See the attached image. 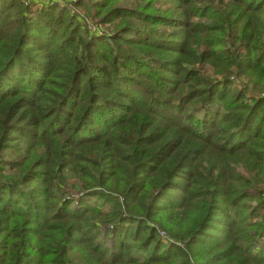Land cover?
<instances>
[{"label":"trees","instance_id":"16d2710c","mask_svg":"<svg viewBox=\"0 0 264 264\" xmlns=\"http://www.w3.org/2000/svg\"><path fill=\"white\" fill-rule=\"evenodd\" d=\"M65 2L0 0V264H264V0Z\"/></svg>","mask_w":264,"mask_h":264},{"label":"rangeland","instance_id":"374dc122","mask_svg":"<svg viewBox=\"0 0 264 264\" xmlns=\"http://www.w3.org/2000/svg\"><path fill=\"white\" fill-rule=\"evenodd\" d=\"M43 1H48V0H43ZM61 2L63 1H72V2H76L77 0H60ZM65 2V3H67ZM28 4V3H26ZM37 6H39V4H37L36 6H32L33 9L36 8ZM72 11H74V16L75 19H79L81 21H84L85 26L88 30H91L93 33H97L99 35H104V36H110L112 35L116 30L114 27L113 23H104L103 21L97 19L94 15L90 16L89 14H87V12H85V10L80 7H71ZM235 84L236 85H241V82L238 79H235ZM234 86V85H233ZM69 183H71L72 185H74V178H70ZM66 195L65 197H69L68 194L70 193V197L71 199H75L78 195V193L73 192L71 193L73 190L72 189H67L66 190Z\"/></svg>","mask_w":264,"mask_h":264},{"label":"built area","instance_id":"2783aa9c","mask_svg":"<svg viewBox=\"0 0 264 264\" xmlns=\"http://www.w3.org/2000/svg\"><path fill=\"white\" fill-rule=\"evenodd\" d=\"M60 1V0H59ZM91 31V30H90ZM163 234V233H162Z\"/></svg>","mask_w":264,"mask_h":264}]
</instances>
